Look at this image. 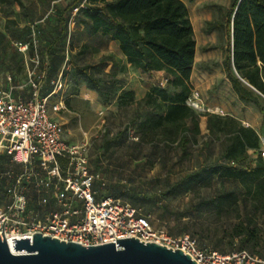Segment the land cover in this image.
I'll return each mask as SVG.
<instances>
[{
  "label": "trees",
  "instance_id": "obj_1",
  "mask_svg": "<svg viewBox=\"0 0 264 264\" xmlns=\"http://www.w3.org/2000/svg\"><path fill=\"white\" fill-rule=\"evenodd\" d=\"M12 1L24 7L22 0H0V3ZM65 9L69 16L75 10L79 11L80 22L89 27L91 34H101L116 42L131 67L143 73L163 71L167 85H153L143 97L136 99L133 89L116 85L118 73L125 72L128 66L113 57L110 58L112 67L107 80L98 77L89 65L76 63L71 70L67 69V55L62 44L69 36V16L61 13L49 32V60L42 95L54 90L60 75L64 78L69 73L75 86L86 84L99 93L104 104L114 98L119 106L137 104L133 120L144 116L138 125L140 135L136 146L139 153L142 144L152 142L155 148L161 144L166 151L176 144L182 150V156H186L197 136L202 134L200 119L205 118L211 137L223 134L219 143L220 160L187 173L169 186L170 191L198 193L201 188L212 186L217 178L221 188L194 205L197 215L202 214L199 208L206 205L210 214H216L218 218L223 215L228 218L230 212H235L237 223H233L228 233V248L221 247L220 238L213 250L221 253L230 250L229 253L245 249L263 257L264 226L258 223V218L264 216V157L260 154V135L256 129L233 116L199 111L188 104L194 91L191 75L195 65L196 38L185 1L72 0ZM12 22L11 19L7 22L11 32L19 35L21 42H28L33 27L15 29L10 25ZM227 34V55L223 61L226 76L237 97L244 103L255 104L264 120V0H236L227 22ZM12 83L18 84L15 79ZM9 84L8 80L3 87ZM28 90L30 88L23 93ZM65 102L70 105L68 100ZM124 133L119 131L108 139L107 148L112 142H119ZM139 156L135 158L139 159ZM32 194L29 189V210L35 209L42 196ZM109 194L123 196L124 190L113 185L103 197ZM5 198L2 190L0 204ZM167 231L173 235L188 231L193 238L202 239L211 233L204 227L190 230L188 223L176 232Z\"/></svg>",
  "mask_w": 264,
  "mask_h": 264
},
{
  "label": "rangeland",
  "instance_id": "obj_2",
  "mask_svg": "<svg viewBox=\"0 0 264 264\" xmlns=\"http://www.w3.org/2000/svg\"><path fill=\"white\" fill-rule=\"evenodd\" d=\"M22 1L24 7L15 1L0 3V86H4L10 76L18 84L26 85L28 89L30 88L29 71L36 62L38 61L39 73L46 69L49 60L48 37L51 36L49 32L57 23L59 14L65 13L69 16L65 8L72 0ZM235 1L185 0L196 38L197 62L193 80L197 87L194 90L197 89L195 91L198 94L193 93L203 102L204 107L201 111L223 114L227 117L233 115L247 126L256 125L263 144V115L253 103L238 104L223 64L228 46L227 22L233 12ZM78 13L79 11L75 10L69 16V36L62 44L67 55L66 67L71 70L76 63L89 65L90 70H93L98 77L107 80L110 78L108 73L112 67L110 58L119 57L121 54L119 47L106 36L91 34L89 27L80 22ZM9 19L13 21L10 25L15 29L29 25L33 27L32 36H29V41L25 42L28 43L26 49H20V45L24 42H21V37L14 35L8 28ZM165 77V73L157 71L143 73L135 68L132 71L127 69L118 73L116 85L133 89L136 99H139L151 86L167 85ZM56 82L61 88L57 97L51 102L62 97L67 101L79 94V86H75L69 73L64 78L60 75ZM71 106L70 110L65 109L57 117L69 129L68 133L76 143H88L89 167L92 172L99 175L96 182L98 194L103 195L110 186L118 185L124 190V195L116 197L140 206L151 215L154 225L164 227L171 233L185 227L187 223L190 230L204 227L211 233H208L204 239L195 236L202 247L215 249L218 240L222 238L221 247L228 248V233L233 223H237L235 212H230L228 218H225V215L218 218L216 214H210L209 208L205 205L199 208L202 209V214L198 216L194 206L202 199L213 196L221 188L217 178L212 186L203 187L198 193L176 194L171 192L169 187L201 165L217 163L221 157L219 143L223 134L211 137L206 128L205 118L202 117L200 119L202 134L197 136L196 143L190 146L186 156H182V150L176 144L166 151L163 145L160 144L161 146L155 148L152 142L142 144V152L139 153L136 146L140 135L138 125L144 116L133 120L138 108L137 104L119 106L114 98L109 103H105L103 109L98 112H90L86 106L85 109L90 113L86 118L83 114L85 109L76 101H73ZM119 131L125 132L120 141L112 142V146L107 148L106 141ZM136 155H140L139 159L135 158ZM11 164L10 159L0 156V176L10 168L13 173L15 172ZM59 207L55 196L43 195L38 198L36 207L31 213L41 216L46 211ZM258 223L264 226V216L258 218ZM176 234H190V232ZM228 251L230 250L225 253Z\"/></svg>",
  "mask_w": 264,
  "mask_h": 264
},
{
  "label": "built area",
  "instance_id": "obj_3",
  "mask_svg": "<svg viewBox=\"0 0 264 264\" xmlns=\"http://www.w3.org/2000/svg\"><path fill=\"white\" fill-rule=\"evenodd\" d=\"M28 43L20 45L24 50ZM36 65L29 71L30 93L26 85L0 86V156L10 159L11 167L0 176V235L30 237L41 232L66 241L95 245L118 238L137 237L173 249H182L198 264H264V256L248 250L221 253L202 248L190 234L173 235L153 224L151 215L119 197L98 198L95 182L99 175L89 167L88 143L68 141L65 127L54 113L65 108V101L51 97L60 91L55 83L52 92L42 95L46 69L39 73ZM188 104L202 110L201 99L193 93ZM264 157V140L260 149ZM34 195L55 196L59 208L41 216L29 210L28 190ZM32 194V195H33Z\"/></svg>",
  "mask_w": 264,
  "mask_h": 264
},
{
  "label": "water",
  "instance_id": "obj_4",
  "mask_svg": "<svg viewBox=\"0 0 264 264\" xmlns=\"http://www.w3.org/2000/svg\"><path fill=\"white\" fill-rule=\"evenodd\" d=\"M234 16V15H233ZM0 235V264H198L182 249L131 236L95 245L62 240L41 232L32 238Z\"/></svg>",
  "mask_w": 264,
  "mask_h": 264
},
{
  "label": "crops",
  "instance_id": "obj_5",
  "mask_svg": "<svg viewBox=\"0 0 264 264\" xmlns=\"http://www.w3.org/2000/svg\"><path fill=\"white\" fill-rule=\"evenodd\" d=\"M185 1V0H184ZM117 44V43H116ZM118 46V44H117ZM121 53V52H120ZM196 55H197V51H196V54H195V65H196ZM118 62H122V64H126L128 66V69L129 71H132V69H134L133 67L130 66V64L127 63L126 61V58L125 56L121 53L119 54V57L118 58H115ZM195 65L193 67V71H192V75H191V82L193 83L194 85V88H197L196 87V83L194 82L193 78H194V68H195ZM157 72H161V73H164L163 71H157ZM166 78V77H165ZM167 80V78H166ZM132 83V81H130ZM231 84V83H230ZM197 90V89H195ZM193 91V92H197V91ZM28 92H30L29 90L27 91L26 95H28ZM147 92V91H146ZM198 94V92H197ZM58 93H55L52 97H51V100L55 99V97H57ZM235 98H237V102L238 104L242 103V104H245L243 101H241L238 97H237V94L235 93ZM64 99V98H63ZM68 100V99H67ZM64 101H66L64 99ZM70 105L67 106V103L65 102V108H63L61 111H59L58 113H54V116L60 121V119L57 117V115H59L61 112L65 111V109L68 111L70 110V108L72 107L71 106V103L73 101H76L79 106H82L84 109L86 106H88V110L90 112H98L99 110H102L103 107H104V104L101 102L100 100V97H99V93L93 89H90L87 87L86 84H81L79 86V94H77L75 97H73L72 99L68 100ZM202 101V100H201ZM203 103V102H202ZM220 108V107H219ZM89 111H87L86 109L83 110V114H84V117L86 118L89 113ZM229 114V113H227ZM220 115H223V114H220ZM229 115H232V113H230ZM225 116V115H223ZM233 116V115H232ZM235 118H237L236 116H233ZM242 122V121H241ZM263 122V121H261ZM243 123V122H242ZM64 124V123H63ZM244 125H246L245 123H243ZM257 124V123H256ZM262 123H260V126H261ZM247 126V125H246ZM251 127H253L254 129L258 130L256 125H250ZM65 127V126H64ZM69 129L67 127H65V134H64V137L68 140V141H71V142H75V140H73V137L72 135H70V133H68ZM84 131V130H83ZM84 134H86L85 132H83ZM97 182V181H96ZM95 182V184H96ZM95 188H96V185H95ZM96 190L98 191V188H96ZM100 196H98L99 198H104L102 194H98ZM106 196H114L112 194H109V195H106ZM116 197V196H114Z\"/></svg>",
  "mask_w": 264,
  "mask_h": 264
},
{
  "label": "bare ground",
  "instance_id": "obj_6",
  "mask_svg": "<svg viewBox=\"0 0 264 264\" xmlns=\"http://www.w3.org/2000/svg\"><path fill=\"white\" fill-rule=\"evenodd\" d=\"M9 244H10L11 248L13 249V251L15 253H20L21 252V251H18V250H16V249L13 248V242H12V240L9 241Z\"/></svg>",
  "mask_w": 264,
  "mask_h": 264
}]
</instances>
